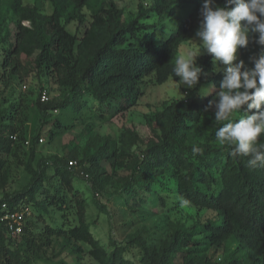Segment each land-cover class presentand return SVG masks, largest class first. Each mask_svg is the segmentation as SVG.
<instances>
[{"label": "trees", "instance_id": "16d2710c", "mask_svg": "<svg viewBox=\"0 0 264 264\" xmlns=\"http://www.w3.org/2000/svg\"><path fill=\"white\" fill-rule=\"evenodd\" d=\"M49 1L51 14L40 12L37 6L24 5L23 0H0V9L10 4L13 13L20 17L15 31L8 34L5 46L1 44L0 79L5 84L12 83L13 79L22 84L32 74L43 72L63 93L60 101L51 96L48 102H41L39 92L33 104L42 126L51 125V141L72 125L58 116H50L71 111L76 101L85 107L88 99H93L99 105L117 106L121 113H126L145 94L143 85L147 81L158 85L169 79L179 82L172 71L175 57L182 45L195 36L202 0H151L149 8L140 5L134 19L126 18L112 0ZM217 3L223 5L225 0ZM187 4L193 5L192 11L173 29L171 20ZM86 11L90 12L91 24L81 34L69 32L65 23L85 24ZM25 21L29 25L23 24ZM260 50V46L250 43L247 49H239V58L248 62V57ZM197 63L204 69L200 83L193 89L185 88L181 101L167 103L162 112L156 113L161 134L134 159L128 149L104 139L91 145V152L82 158L64 161L55 155L42 160L41 168L36 170L32 162L36 156L35 141L42 138L41 130L27 143V129L13 124L18 107L13 105L9 111H0V171L6 169V156L19 151L23 144L30 148L27 169L33 174L31 184L21 191L5 194L0 202L7 201L11 208L36 207L39 203L33 198L39 194L50 200L51 205L62 207L67 201V192L72 193L78 222L68 228L46 226L45 236L40 240L48 246L52 243L51 236H59L80 253H84L79 245L83 243L97 264H264V166L249 167L247 158L229 155L230 148L215 139V130L221 125L214 124V109L205 112L204 108L222 77L212 72L209 55H202ZM208 91L213 93L201 95ZM241 111L233 119L244 115ZM90 126L92 123L86 125ZM258 142L264 143V135ZM193 146L202 151L194 154ZM72 159L78 161L80 170L88 177L69 167ZM133 165L137 178L133 183L126 181L121 191L124 197L129 192L135 193L143 178L151 174L153 179L162 178L163 185L180 196L177 204L215 213L214 218L199 216L192 225L177 226L169 241L157 251L150 250L143 240H137L143 250L139 263L126 260L124 248L116 246L108 250L96 238L87 221L85 202L74 190L71 176H80L101 190L120 171ZM48 167L59 179V186L64 184L69 189L67 192L59 193L57 188L51 193L46 189L44 179ZM5 182L6 178L0 174V186ZM30 216H33L31 208L23 233L17 239L0 232V264H36L34 254L27 248L34 249L37 240L28 238L24 241L25 248L19 244L33 223Z\"/></svg>", "mask_w": 264, "mask_h": 264}, {"label": "rangeland", "instance_id": "374dc122", "mask_svg": "<svg viewBox=\"0 0 264 264\" xmlns=\"http://www.w3.org/2000/svg\"><path fill=\"white\" fill-rule=\"evenodd\" d=\"M112 1L122 9L128 19L138 16L140 5L143 4L145 8L151 5V0ZM23 4L37 6L44 14L52 13L49 0H23ZM192 9L193 5L187 4L178 10L177 15L170 22L173 29L189 15ZM86 12L85 24L65 23L69 32L81 34L86 26L91 24L90 12ZM19 22L20 17L13 13L10 4L0 9V48L2 43L3 47L5 46L8 34L15 31ZM148 22H152V19ZM23 24L29 25L27 21ZM196 44L197 42L193 40L184 43L180 54L186 53ZM42 87H47L56 101L62 99L63 93L43 72L40 75L32 74L22 84H18L14 79L12 83L5 84L0 79V111H9L13 105L18 107L13 124L16 128L24 125L28 140L40 130L42 132L43 140L35 141L36 156L32 166L36 170L41 168L42 160L55 155L63 158L64 161L73 157L82 158L84 154L91 152V145L104 139H110L112 144L128 149L134 155V159L150 146V142L157 141L161 134L156 113L162 112L167 103L179 102L185 96V87L169 79L162 85L147 81L143 85L145 94L139 99L137 106L126 113H121L117 106L99 105L98 102L92 101L93 99H88L85 107L80 106V101H76L70 109L72 112L61 111L50 116L52 118L58 116L63 122L72 125L70 129L59 132V135L51 141L49 139L51 125L42 126L39 113L33 106ZM89 123H92L91 129L86 127ZM29 155L30 148L22 144L19 151L14 150L12 154L6 156V169L0 171L3 178H6L3 187L0 186V198L5 194L21 191L31 184L33 174L27 169ZM46 173L44 185L51 193L56 192L57 188L60 189L59 193L69 190L64 184L59 186L60 181L53 176L51 167L47 168ZM71 176L74 190L85 202L87 221L93 234L108 250H113L116 246L124 248L123 256L131 262L139 263L143 256V250L137 244V240H143L150 250L157 251L165 241H169L177 226L192 225L197 222L199 216L202 219L215 217L214 212L200 211L185 204H177L181 200L180 196L167 189V185H163L165 181L162 178L153 179L151 174L143 178L135 193L129 192L128 196L124 197L121 191L126 181L133 183L137 178V169L134 165L120 171L118 176L112 178L101 190L80 176ZM151 179H153L151 185L146 186ZM48 196L47 199H50V195ZM74 198L72 193L67 192V201L62 207L51 205L50 200H45L39 194L33 198V201L39 205L30 206L33 210V216H30L33 218V223L29 225V231L24 235L25 238L20 239L19 244L25 248L24 241L28 238L37 240L34 249L27 248L34 254L36 264H59V262L97 264L89 257L87 254L89 247L83 243H79L84 249V253H80L71 243L59 236H51L52 243L48 246L43 245L40 240L45 236L46 226L68 228L78 222L75 202L71 201ZM141 198L144 200L141 201ZM39 232L43 234H37Z\"/></svg>", "mask_w": 264, "mask_h": 264}, {"label": "clouds", "instance_id": "9594fccd", "mask_svg": "<svg viewBox=\"0 0 264 264\" xmlns=\"http://www.w3.org/2000/svg\"><path fill=\"white\" fill-rule=\"evenodd\" d=\"M199 15V26L190 38L197 44L176 55L172 71L181 86L193 89L204 74L198 57H211L212 72L222 77L204 108L214 109V124L221 125L215 139L230 148L229 155L247 158L249 167L264 166V143L258 142L264 135V0H225L223 5L202 0ZM250 43L261 50L246 62L238 58V50ZM241 109L244 115L233 119ZM192 151L202 150L193 146Z\"/></svg>", "mask_w": 264, "mask_h": 264}, {"label": "built area", "instance_id": "2783aa9c", "mask_svg": "<svg viewBox=\"0 0 264 264\" xmlns=\"http://www.w3.org/2000/svg\"><path fill=\"white\" fill-rule=\"evenodd\" d=\"M39 92L41 102H48L51 99V93L48 88L43 87ZM40 140L42 141L43 138H40ZM27 143H29V140ZM69 167L77 171L80 170V165L75 159L69 161ZM80 174L88 177V174L82 169L80 170ZM29 214L30 210L28 207L18 206L11 208L7 201L0 202V232L4 231L11 235L12 238L17 239L23 233L24 225Z\"/></svg>", "mask_w": 264, "mask_h": 264}]
</instances>
